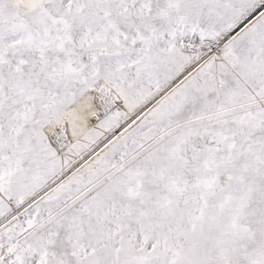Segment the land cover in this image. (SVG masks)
Listing matches in <instances>:
<instances>
[{
  "label": "snow or ice",
  "instance_id": "obj_1",
  "mask_svg": "<svg viewBox=\"0 0 264 264\" xmlns=\"http://www.w3.org/2000/svg\"><path fill=\"white\" fill-rule=\"evenodd\" d=\"M0 264H264V0H0Z\"/></svg>",
  "mask_w": 264,
  "mask_h": 264
}]
</instances>
